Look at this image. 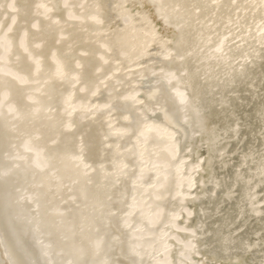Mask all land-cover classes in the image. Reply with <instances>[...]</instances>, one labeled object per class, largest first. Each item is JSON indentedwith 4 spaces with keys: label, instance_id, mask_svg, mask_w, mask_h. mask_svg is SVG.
I'll return each instance as SVG.
<instances>
[{
    "label": "bare ground",
    "instance_id": "6f19581e",
    "mask_svg": "<svg viewBox=\"0 0 264 264\" xmlns=\"http://www.w3.org/2000/svg\"><path fill=\"white\" fill-rule=\"evenodd\" d=\"M0 264H264V0H0Z\"/></svg>",
    "mask_w": 264,
    "mask_h": 264
}]
</instances>
